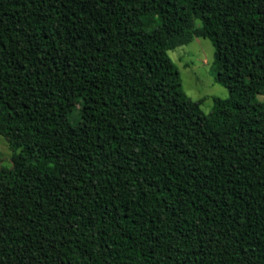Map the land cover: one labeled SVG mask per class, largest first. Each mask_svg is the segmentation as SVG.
I'll return each mask as SVG.
<instances>
[{"label":"trees","instance_id":"16d2710c","mask_svg":"<svg viewBox=\"0 0 264 264\" xmlns=\"http://www.w3.org/2000/svg\"><path fill=\"white\" fill-rule=\"evenodd\" d=\"M258 95L264 0H0V264H264Z\"/></svg>","mask_w":264,"mask_h":264},{"label":"rangeland","instance_id":"374dc122","mask_svg":"<svg viewBox=\"0 0 264 264\" xmlns=\"http://www.w3.org/2000/svg\"><path fill=\"white\" fill-rule=\"evenodd\" d=\"M194 22L199 25V20ZM167 54L176 67L182 91L193 100L200 99L199 108L204 114L209 113L213 97L228 96L227 89L216 83L211 74L213 46L208 38L193 35L187 43ZM257 98L264 100V95ZM9 154V148L0 136V165H9Z\"/></svg>","mask_w":264,"mask_h":264}]
</instances>
